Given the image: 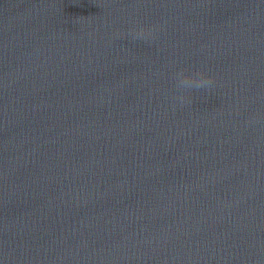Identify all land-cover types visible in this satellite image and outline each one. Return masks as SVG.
Listing matches in <instances>:
<instances>
[{
	"label": "clouds",
	"instance_id": "clouds-1",
	"mask_svg": "<svg viewBox=\"0 0 264 264\" xmlns=\"http://www.w3.org/2000/svg\"><path fill=\"white\" fill-rule=\"evenodd\" d=\"M152 32V29L141 27L132 35V39L133 41L144 40L147 42L152 36ZM174 80L177 94L173 99L179 103L180 107L192 103L190 95L192 92L211 91L215 83V78L206 74L202 69L195 72H187L185 69H180L175 74Z\"/></svg>",
	"mask_w": 264,
	"mask_h": 264
}]
</instances>
